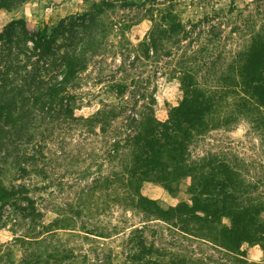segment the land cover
Masks as SVG:
<instances>
[{"label":"rangeland","instance_id":"obj_1","mask_svg":"<svg viewBox=\"0 0 264 264\" xmlns=\"http://www.w3.org/2000/svg\"><path fill=\"white\" fill-rule=\"evenodd\" d=\"M102 1L29 0L1 13L0 32L19 19L51 30ZM137 2L135 7L116 4L100 13L96 31L100 45L71 89L82 116L109 112L106 131L101 132L99 123H57L44 144L30 146L36 151L42 147L43 153L29 165L23 182L41 215L24 217L11 203L2 208L0 264H26L24 258H31L28 264H57L49 254H61L63 249L72 251L65 264H126L140 234L166 259L179 264H264L258 245L245 246V255L237 256L126 207L115 174L122 173L130 151L121 148L120 155L113 153L115 141L123 144L125 133L133 129L132 119L140 121L150 113L159 120L167 118V104L182 97L176 77L182 69H192L199 72L202 83L226 85L230 93L210 130L194 143L193 158L209 153L235 158L248 181L257 186L256 193L264 194V109L240 112L235 107L240 93L234 81L221 80L224 75L235 76L237 55L248 48L255 33L264 34V0ZM170 8L183 22L185 33L165 41L158 53L151 50L149 57L144 56L139 43L149 34L152 19L159 21ZM119 85L126 87L123 95ZM188 185L185 178L170 194L160 183L145 182L141 191L168 208L189 199ZM18 204L27 205L23 199Z\"/></svg>","mask_w":264,"mask_h":264},{"label":"trees","instance_id":"obj_2","mask_svg":"<svg viewBox=\"0 0 264 264\" xmlns=\"http://www.w3.org/2000/svg\"><path fill=\"white\" fill-rule=\"evenodd\" d=\"M27 1L0 0V18L3 11ZM137 1L103 0L90 12L70 16L51 30L19 19L0 32V215L10 203L24 217L41 215L23 179L29 165L43 153L42 147L36 151L30 146L44 144L48 131L57 123H99L101 132L106 131L109 112L99 110L91 117L82 116L71 89L100 45L96 35L100 13L116 4L135 7ZM152 21L149 34L139 43L146 57L151 50L158 53L164 49L165 41L186 30L172 8L159 21ZM234 69L235 76L224 75L221 80L234 81L240 93L235 107L245 113L264 109L263 33L253 35L248 48L237 55ZM176 78L182 97L167 104V118L159 120L150 113L140 121L132 119L133 129L122 132L127 136L124 143H114L115 155L121 148L130 151L122 173L115 174V180L122 184L121 201L150 219L163 221L182 234L209 240L237 256L245 255V246L258 245L264 251V194L256 193L257 186L248 181L235 158L209 153L194 159L192 154L194 143L210 130L218 109L228 101L229 87L204 84L199 72L192 69H182ZM125 89L119 85L120 95ZM185 178L189 179V199L168 208L141 191L143 183L157 182L174 194ZM21 199L26 206L18 204ZM135 238L126 264H179L147 244L143 234ZM61 251L60 256L49 254L55 256L57 264H65L72 257L71 250ZM30 259L24 258L23 263ZM180 261L187 263L184 258Z\"/></svg>","mask_w":264,"mask_h":264}]
</instances>
